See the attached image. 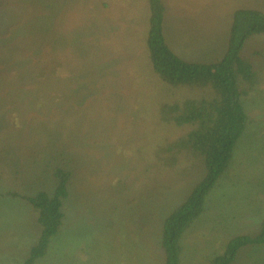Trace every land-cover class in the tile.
Instances as JSON below:
<instances>
[{
    "label": "rangeland",
    "instance_id": "1",
    "mask_svg": "<svg viewBox=\"0 0 264 264\" xmlns=\"http://www.w3.org/2000/svg\"><path fill=\"white\" fill-rule=\"evenodd\" d=\"M164 3L172 50L210 65L237 10L264 13V0ZM149 18L148 0H0V264H24L41 231L32 205L10 193L52 194L59 151L74 174L66 218L36 264H165L164 222L206 176L194 127L171 110L213 94L157 75ZM242 57L259 80L242 97L248 126L182 239L181 264H208L264 222V35ZM239 255L235 264H264V245Z\"/></svg>",
    "mask_w": 264,
    "mask_h": 264
},
{
    "label": "trees",
    "instance_id": "2",
    "mask_svg": "<svg viewBox=\"0 0 264 264\" xmlns=\"http://www.w3.org/2000/svg\"><path fill=\"white\" fill-rule=\"evenodd\" d=\"M148 1L150 22L147 45L157 75L167 84L202 87L213 94L209 99L188 100L171 110L178 112L174 120L179 126L194 127L188 137L203 157L206 167V176L202 182L164 222L162 245L165 264H181L182 239L205 212L208 195L226 174L235 148L248 126L249 118L242 97L248 93L247 88L254 90L259 80L253 64L242 57V52L250 38L264 35V13L256 9L237 10L231 24L227 51L221 61L210 65L187 62L174 53L163 30L167 12L164 0ZM61 159L65 158L59 151L52 162L56 164L52 194L40 192L34 197H28L10 193L32 205L41 226L37 242L32 246L24 264H36L47 255L51 239L59 233L66 218L64 206L70 197L69 187L74 174L71 169L58 163ZM261 245H264V222L257 236L232 238L223 252L215 255L208 264H235L239 253L247 247Z\"/></svg>",
    "mask_w": 264,
    "mask_h": 264
},
{
    "label": "crops",
    "instance_id": "3",
    "mask_svg": "<svg viewBox=\"0 0 264 264\" xmlns=\"http://www.w3.org/2000/svg\"><path fill=\"white\" fill-rule=\"evenodd\" d=\"M167 13V12H166ZM170 43H168V45H169ZM170 46V45H169ZM170 48H171V46H170ZM172 49V48H171ZM174 51V50H173ZM174 53L175 54H177L175 51H174ZM178 55V54H177ZM179 56V55H178ZM180 58H182L181 56H179ZM183 59V58H182Z\"/></svg>",
    "mask_w": 264,
    "mask_h": 264
}]
</instances>
